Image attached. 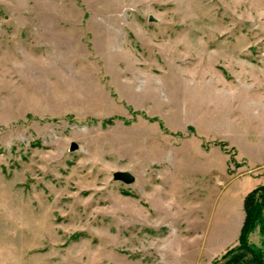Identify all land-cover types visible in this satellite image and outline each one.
<instances>
[{
  "label": "rangeland",
  "instance_id": "1",
  "mask_svg": "<svg viewBox=\"0 0 264 264\" xmlns=\"http://www.w3.org/2000/svg\"><path fill=\"white\" fill-rule=\"evenodd\" d=\"M260 187L264 0H0V264H264Z\"/></svg>",
  "mask_w": 264,
  "mask_h": 264
},
{
  "label": "trees",
  "instance_id": "2",
  "mask_svg": "<svg viewBox=\"0 0 264 264\" xmlns=\"http://www.w3.org/2000/svg\"><path fill=\"white\" fill-rule=\"evenodd\" d=\"M263 189L264 187L254 189L245 198L244 205H245L246 217L239 235L240 246L242 247H245L247 245L248 233L251 227L254 225V219L259 217L260 215V211L258 210L259 207L256 206L255 198H256V194L259 191H262ZM230 253L231 252L228 251L225 257H227V255H229Z\"/></svg>",
  "mask_w": 264,
  "mask_h": 264
},
{
  "label": "water",
  "instance_id": "3",
  "mask_svg": "<svg viewBox=\"0 0 264 264\" xmlns=\"http://www.w3.org/2000/svg\"><path fill=\"white\" fill-rule=\"evenodd\" d=\"M150 20H154L152 17H150ZM77 147L75 143H72L71 149L74 150ZM114 178L117 180H121L125 183H131L135 180V176L133 173L127 170H119L114 173Z\"/></svg>",
  "mask_w": 264,
  "mask_h": 264
}]
</instances>
